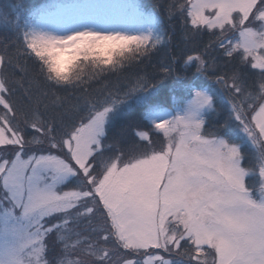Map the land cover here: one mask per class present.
<instances>
[{
  "label": "snow or ice",
  "instance_id": "snow-or-ice-1",
  "mask_svg": "<svg viewBox=\"0 0 264 264\" xmlns=\"http://www.w3.org/2000/svg\"><path fill=\"white\" fill-rule=\"evenodd\" d=\"M0 264H264V0L0 5Z\"/></svg>",
  "mask_w": 264,
  "mask_h": 264
},
{
  "label": "trees",
  "instance_id": "trees-1",
  "mask_svg": "<svg viewBox=\"0 0 264 264\" xmlns=\"http://www.w3.org/2000/svg\"><path fill=\"white\" fill-rule=\"evenodd\" d=\"M45 1L47 0H27L28 4L31 6H38ZM144 2L145 3H155L156 0H144Z\"/></svg>",
  "mask_w": 264,
  "mask_h": 264
},
{
  "label": "rangeland",
  "instance_id": "rangeland-1",
  "mask_svg": "<svg viewBox=\"0 0 264 264\" xmlns=\"http://www.w3.org/2000/svg\"><path fill=\"white\" fill-rule=\"evenodd\" d=\"M8 2H9V0H0V5H3V4L8 3Z\"/></svg>",
  "mask_w": 264,
  "mask_h": 264
}]
</instances>
